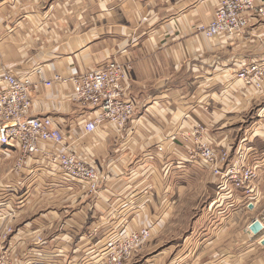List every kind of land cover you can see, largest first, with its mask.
<instances>
[{"label": "crops", "instance_id": "0c3cea01", "mask_svg": "<svg viewBox=\"0 0 264 264\" xmlns=\"http://www.w3.org/2000/svg\"><path fill=\"white\" fill-rule=\"evenodd\" d=\"M217 3L0 0V73H28L31 114L80 137L75 147L102 172L97 191L88 193L38 159L16 171V150L6 149L0 202L14 208L15 258L99 264L112 237L150 225L147 264H264V91L235 79L241 64L264 55V18L244 37L206 39L194 27ZM112 59L131 62L123 86L135 113L121 130L104 122L83 138L89 113L69 99L71 73ZM54 73L67 80L44 86L41 79ZM195 122L216 149L248 148L258 166L249 199L188 160L180 131ZM256 218L263 228L254 234ZM36 235L44 241L33 244ZM139 252L126 264H137Z\"/></svg>", "mask_w": 264, "mask_h": 264}, {"label": "built area", "instance_id": "2783aa9c", "mask_svg": "<svg viewBox=\"0 0 264 264\" xmlns=\"http://www.w3.org/2000/svg\"><path fill=\"white\" fill-rule=\"evenodd\" d=\"M264 18V0H218L209 20L197 23L195 31L206 39L222 35L228 40L244 37L254 22ZM131 62L115 59L84 72L72 71L70 101L81 110L88 111L82 124L83 138H89L98 125L109 122L121 130L135 113L136 104L124 93L123 83L127 78ZM40 74V69L35 71ZM235 79L252 92L264 91V55L244 62L235 71ZM60 74L41 79L44 86L66 81ZM35 87L27 73L16 74L10 69L0 73V155L6 149L16 150L13 168L23 172L29 161L40 160L48 167H54L64 177L83 187L88 193H95L102 180V172L93 161L81 155L78 148L80 137H71L57 121L50 116L31 114V89ZM182 141L187 145L188 160L205 165L218 177L219 187L231 185L243 191L249 199L254 192V179L258 166L251 164L248 148L239 146L233 151L231 145L216 149L208 137V131L201 122H195L188 130L180 131ZM162 148L159 146L158 150ZM0 204V224L14 217L10 202ZM12 206V205H11ZM1 226V225H0ZM12 227L6 223L0 230V264H36L31 257L17 259L11 245ZM151 236V226L119 232L105 245L99 264H125L135 250ZM44 241L36 235L33 244Z\"/></svg>", "mask_w": 264, "mask_h": 264}, {"label": "rangeland", "instance_id": "374dc122", "mask_svg": "<svg viewBox=\"0 0 264 264\" xmlns=\"http://www.w3.org/2000/svg\"><path fill=\"white\" fill-rule=\"evenodd\" d=\"M213 175V174H212ZM6 223H8L11 227H12V234L14 235V233H16V231H17V229H16V227H15V223H14V217L13 218H11V219H9V220H5V221H3L0 225V230L2 229V227H4L5 226V224ZM150 239V238H149ZM149 239L140 247V248H138L137 250H135L134 252H133V254L130 256V258L126 261V263H128V262H130L131 260H132V258H133V256L136 254V253H138L139 251V253H140V255H141V258H140V261L137 263V264H147V262L149 261V260H145V259H147V255H144V254H142V253H148V249L149 248H147L146 247V245H147V243H148V241H149ZM144 255V256H143ZM125 263V264H126Z\"/></svg>", "mask_w": 264, "mask_h": 264}, {"label": "water", "instance_id": "95a60500", "mask_svg": "<svg viewBox=\"0 0 264 264\" xmlns=\"http://www.w3.org/2000/svg\"><path fill=\"white\" fill-rule=\"evenodd\" d=\"M262 228H263V225H262V223L260 222V220L257 219V218L254 219V220L252 221V223L250 224V226H249L250 231H251L252 233H254V234H256V233H258L259 231H261ZM262 242L264 243V239H263Z\"/></svg>", "mask_w": 264, "mask_h": 264}]
</instances>
